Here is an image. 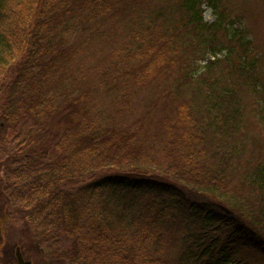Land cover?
<instances>
[{
  "label": "trees",
  "instance_id": "trees-1",
  "mask_svg": "<svg viewBox=\"0 0 264 264\" xmlns=\"http://www.w3.org/2000/svg\"><path fill=\"white\" fill-rule=\"evenodd\" d=\"M131 1L0 0V210L28 226L44 264H252L264 254V159L240 162L251 115L264 122L252 37L223 0ZM119 15H133L135 46L104 92L124 86V101L163 83V161L149 135L98 119L95 88L60 86L75 39ZM3 238L0 264H17Z\"/></svg>",
  "mask_w": 264,
  "mask_h": 264
},
{
  "label": "rangeland",
  "instance_id": "rangeland-1",
  "mask_svg": "<svg viewBox=\"0 0 264 264\" xmlns=\"http://www.w3.org/2000/svg\"><path fill=\"white\" fill-rule=\"evenodd\" d=\"M132 1L134 2V0ZM135 3L141 10L154 7L157 0H136ZM220 4V8L225 9L231 19L233 17L232 20L238 21L239 24H243L242 28H246L247 33L252 37L255 52L259 54L261 68H264V0H223ZM202 10L204 21L211 23L215 18L212 10L206 5L202 6ZM128 18L133 19V15L131 17L119 15L117 19L106 21L102 25L99 24L98 30L102 31L100 35L94 32L83 37L78 36L75 39V53L66 66L67 77H64L60 86L71 89L74 85L79 89V84H84L95 88V94L90 99L89 107L93 113L96 112L98 119L100 121L107 120L103 115L105 114L109 116L110 119L107 121L113 126L127 125L134 131L138 130L141 135H149L147 143L151 147L147 149L148 156L163 161V158L158 156L159 152L156 147L159 142L156 136L161 131V118L172 106V102L167 100L168 98L166 99L165 95L167 96V94H164L162 90L163 83H157L159 88H156L153 83L154 79L150 77L142 90L136 87L129 89L127 100L124 101L121 99L124 96L123 92L127 89L124 86L114 89L113 93L104 92L107 86L103 85V81L108 76H117L120 73L125 66L123 59L127 53L126 47L128 45L135 46L134 37L136 35L127 24ZM147 39L148 34L146 33L137 38L141 42H147ZM168 70L166 78L170 80L174 71ZM58 79L56 78V80ZM113 98L119 99L113 102ZM244 100L248 111L255 112L257 110L255 102L250 96L245 95ZM117 110H120V113H117ZM252 115L246 126L250 135L248 151L245 156L240 158L243 166L246 160L264 159V132L259 130V127L264 126V122H260L261 118L259 119L257 114L256 116ZM143 161L145 162V160ZM151 164L157 163L151 161ZM235 166L237 165L235 164ZM1 202L0 208L2 207ZM0 227L4 235L3 243L14 248L19 247L25 261L31 264H44L42 255L36 248L37 244L31 239L30 230L25 223L0 210ZM260 252L254 251L256 261L251 258L252 264H264V254Z\"/></svg>",
  "mask_w": 264,
  "mask_h": 264
},
{
  "label": "water",
  "instance_id": "water-1",
  "mask_svg": "<svg viewBox=\"0 0 264 264\" xmlns=\"http://www.w3.org/2000/svg\"><path fill=\"white\" fill-rule=\"evenodd\" d=\"M15 258L17 264H30L28 261L24 260L19 248L15 249Z\"/></svg>",
  "mask_w": 264,
  "mask_h": 264
}]
</instances>
